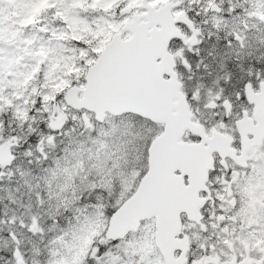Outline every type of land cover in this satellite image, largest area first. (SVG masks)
<instances>
[{
	"label": "snow or ice",
	"instance_id": "obj_1",
	"mask_svg": "<svg viewBox=\"0 0 264 264\" xmlns=\"http://www.w3.org/2000/svg\"><path fill=\"white\" fill-rule=\"evenodd\" d=\"M0 264H264V0H0Z\"/></svg>",
	"mask_w": 264,
	"mask_h": 264
}]
</instances>
